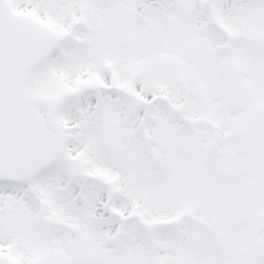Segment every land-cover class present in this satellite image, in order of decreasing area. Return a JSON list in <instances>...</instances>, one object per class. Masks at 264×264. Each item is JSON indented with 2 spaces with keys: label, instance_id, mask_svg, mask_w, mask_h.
Wrapping results in <instances>:
<instances>
[{
  "label": "snow or ice",
  "instance_id": "1",
  "mask_svg": "<svg viewBox=\"0 0 264 264\" xmlns=\"http://www.w3.org/2000/svg\"><path fill=\"white\" fill-rule=\"evenodd\" d=\"M0 264H264V0H0Z\"/></svg>",
  "mask_w": 264,
  "mask_h": 264
}]
</instances>
